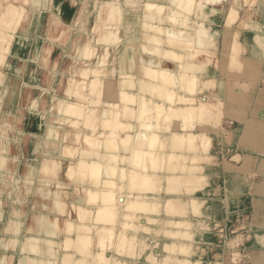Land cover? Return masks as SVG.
Segmentation results:
<instances>
[{"label": "bare ground", "instance_id": "bare-ground-1", "mask_svg": "<svg viewBox=\"0 0 264 264\" xmlns=\"http://www.w3.org/2000/svg\"><path fill=\"white\" fill-rule=\"evenodd\" d=\"M75 1L80 11L91 9L88 20L64 21L59 10L65 0H48L56 9L40 13L49 19L45 29L51 38L40 57L50 63L57 59L51 57L53 48L66 43L74 31L76 46L67 57L79 65L75 70L76 65L67 63L69 84L62 96H49L51 120L45 119L48 111L37 110L34 97L27 118L47 126L31 133L32 153L9 157L11 142L20 136L0 137V204L2 195L9 194L14 212L6 229L20 232L29 195L34 194L33 207L40 200L51 205L49 213L35 207L29 211L36 227H29L32 235L19 247L20 255L28 250V262L19 264H142V255L147 257L143 264H157L159 256L139 235L142 231L168 239L161 250L165 263L198 264L189 258L186 240L192 238V222L184 215L203 203L191 194L204 189L208 179L202 162L208 158L211 135L205 127L221 116L220 101L210 104L197 98L216 83L203 70V56L219 60L220 40L228 36L212 24L217 5L225 4L227 12L235 14L244 0ZM20 8L12 0H0V66L10 64L18 23L25 18ZM124 18L128 33L141 29L137 40H122ZM100 21H105L104 28ZM12 22L15 26L4 30ZM95 29L102 30V43L92 37ZM237 39L232 41V56L242 45ZM4 75L0 68V83ZM31 87L43 88L38 83ZM6 90L0 89V99ZM45 90L44 98L50 93ZM1 109L2 122L13 125L8 118L16 116V109ZM10 159L17 164L14 170ZM162 212L167 216L160 217ZM60 226L66 234L63 246L53 241ZM62 247L65 251L59 254Z\"/></svg>", "mask_w": 264, "mask_h": 264}, {"label": "crops", "instance_id": "crops-1", "mask_svg": "<svg viewBox=\"0 0 264 264\" xmlns=\"http://www.w3.org/2000/svg\"><path fill=\"white\" fill-rule=\"evenodd\" d=\"M78 4L76 1L65 0L64 5H61L59 10L64 21L73 24L78 19L82 21L88 19L83 13H80ZM67 10H70L71 14H66ZM258 19L259 23L246 21L248 27H245L238 35L242 44V52L239 59L233 64L230 63L228 56L233 51L235 36L229 43L227 38L230 31L219 29L228 34L226 38H221L218 48V52L220 49L219 60L226 70L224 71V80L220 81L218 78H213L218 79L216 80V84L220 87L218 99L220 97L224 107L221 110L219 126L216 127L209 123L205 127L206 129L209 128L207 130L211 135V145L206 159L208 161L202 162L204 173L208 176L206 185L204 189L195 190L191 194L203 199V203L198 209L190 208L188 211V219L194 227L191 230L193 238L186 241L198 243L197 252L199 256H192L193 261L214 264L216 262V257L212 253L214 249L218 252L219 263L225 262L221 261L223 260V253L219 251L220 248H223L221 246L222 238H225L229 229L234 228L236 230L240 226L236 213H240L243 209L249 211L248 228L250 232L247 234L253 236L250 243L254 242L256 245L250 248L253 257L251 264H264V13L261 20ZM123 21H125L122 29L124 41L129 42L132 37L137 40L141 34V29L133 30L132 35L131 32L126 31V18ZM252 24L255 28L251 26ZM92 26L93 23H90V27ZM244 37L249 41L245 40ZM224 41L227 45L222 44ZM252 44H257L256 50L258 51L256 53ZM223 45L224 50L222 49ZM60 46L56 44L55 48L60 49ZM203 58L206 63L217 61L216 59L208 61L205 56ZM57 60L56 66L59 70L62 61L60 62L59 57ZM126 65L127 62L124 61L123 66ZM167 65L174 66L172 63H167ZM66 66L67 62L65 67L63 66L64 70H66ZM208 74L210 75V72ZM210 76L212 77V75ZM217 85L214 87L219 89ZM209 89L206 88L204 92H208ZM26 144L33 149V145L29 141ZM16 146L19 147V145ZM31 153L32 151L28 150L27 154L21 155ZM32 196L34 197V194L29 195V204L26 209L24 208L25 214H22V219L25 221L22 220L21 222L20 232L11 233V237H17L18 248L19 243L20 247L24 244L25 236L30 237L32 235L29 227H36L34 217L29 213L33 209ZM40 202L37 207L38 210L49 213L50 202L46 200H40ZM45 203H47L46 208L42 205ZM10 212L11 217H14L13 207ZM163 216L167 215L162 212L160 217ZM59 217L62 220L63 216ZM203 225L207 227H202ZM156 226L162 228L161 224H156ZM211 228L216 229L217 232L211 231ZM65 235L64 228L60 226L53 241H57L63 246ZM139 235L146 238L149 243L157 245L153 247L155 249L159 247L160 250H162L164 242L168 240L161 233L150 234L142 231ZM64 251L65 248L62 247L59 254H63ZM139 260L146 262L147 257L142 255Z\"/></svg>", "mask_w": 264, "mask_h": 264}, {"label": "rangeland", "instance_id": "rangeland-1", "mask_svg": "<svg viewBox=\"0 0 264 264\" xmlns=\"http://www.w3.org/2000/svg\"><path fill=\"white\" fill-rule=\"evenodd\" d=\"M84 1L85 0H82L81 2H84ZM92 1H95V0H92ZM12 2L19 4L21 6L20 11H21V14L25 18H22L20 22L18 23L17 31L19 32H17L16 44L13 45L14 47L10 51V54L8 57V62L10 64L8 65L5 64L3 66H0V68L5 72V75H4L5 77L2 78L3 82L0 83V89L4 86L5 87L7 86V90L4 93L3 98L0 99L1 108L3 109V111H6L10 107H13L16 109V113H15L16 116H11V118H8V120L11 119L10 122H12L13 125H11V123L10 124L3 123L2 115H5V114L3 113L0 114L1 115L0 117V137H2L3 135H6L14 139L17 136V134L20 136L19 141L16 140V142H11V146H10L11 150L7 152L10 155V156L8 155L9 157H12L11 154L14 152L16 153L18 152L19 154H27L28 150H31V148L27 146L28 144H26V142L27 141L30 142L33 139L32 137L33 135L31 133H33L34 135L37 134V131H39L38 126L39 127L47 126L45 123H40V124L37 123L36 122L37 118L36 119H34V117H32L31 119L27 118L28 112L26 113L27 111L26 109L33 108L32 103H31L32 99L34 97H36L37 99V106H38L37 107L38 109L36 108L37 110H39L40 112L48 111L50 108L49 96L53 94L62 96L63 86L64 85L66 86L67 84H69L68 77H67L68 75H66V73L68 72L67 71L65 72L64 70L66 62L67 63L69 62L70 65H76L75 70L79 69L78 68L79 65L76 64L72 58L67 57V54L71 53L73 46H76V45H73V42H72V39L73 40L75 39L74 31H72L71 34L68 35L69 40L66 43H61V42L58 43L61 45L60 47H62V49L53 48V52L51 53V57L53 58L59 57L60 62L62 61V64L59 67L58 74L56 73L57 76L56 74L55 76L53 74L55 73L54 71L57 69V66H56L57 64L55 63H58V60L57 59L52 60L50 63V61L46 60V58L43 59L42 57H40L41 47L43 46V44L46 45L47 42L51 40V38L48 36V32L46 31L47 29L46 26L49 23V19L44 20L43 18L44 14L40 15V13L46 12L49 10L54 11V9H56L55 6L52 4L50 5L48 3V0H12ZM217 8L220 10L216 14V16L214 15L212 19L213 21L211 20L213 22L212 24L215 28L223 29V30L227 29L230 31V34L227 38V42L230 43L231 40L234 38V36L238 38V35L240 34V32L245 27H248L246 25V21L248 23H251L252 21L258 22V23L260 22L258 18H260L261 20L262 15L264 13V0H244L243 6L235 14L228 13L225 4L223 5L219 4L217 5ZM33 10H37L39 11V13H34ZM81 11L82 12L86 11V12H83V15H85L86 17L92 15V13L91 14L87 13V12H90L91 9L86 8ZM243 12L245 13L243 14ZM66 14H71L70 10H67ZM86 20L88 19H84L82 22ZM104 20L111 23L110 20H107V19H104ZM104 22L105 21H100L98 25H102V27L104 28ZM14 24H16V22L15 23L12 22L11 25L9 24L4 25V30L8 31L11 27L15 26ZM77 24H79V22ZM251 26L255 28L253 24ZM87 28H91V27L87 26ZM89 31L90 30H88V32ZM100 31L102 30L100 29ZM100 31H96V29H95V32H93V30L91 31L92 37H95L98 40V43H102L99 41V38L101 37ZM119 33L121 35L122 31H119ZM85 37L89 38V34ZM235 38L234 40L237 39ZM244 39L249 41L246 37H244ZM122 40L124 39L122 38ZM75 43L76 42H74V44ZM225 43H226L225 41L222 42V44H225ZM256 46L257 44L255 45L252 44V47L254 48L255 53L258 51L256 50L257 49ZM241 47L242 45L239 47V49L237 50L234 56H232L233 51L230 54V56H228V58H230L229 61L231 64L235 63L239 59L240 53L242 52ZM222 49L224 50V45ZM219 52H220V49H219ZM219 52L217 51V53ZM205 58H208V56H205ZM49 60H50V57H49ZM79 64H82V63H79ZM221 64L222 62H220V60L213 61V62L211 61L205 64L206 67H204L203 70H205V73L210 72V75H212V77L218 78L220 79V81H222L224 80V71L226 69L223 68ZM82 67L83 66H81L80 68ZM78 75L80 74H77V76ZM218 79H215V80H218ZM25 82L29 84L31 83V86L32 84L38 83L43 88L42 90L41 89L38 90L31 86H26L24 84ZM216 85L217 84L214 83V85L207 86L208 88H210L209 91L205 93L204 92L198 93L197 98L200 101H202L205 98L204 100L208 101V103L210 104H215V103L217 104L218 101L221 102V100H218V95L220 94V87L217 85V87H219V89H217L216 87H214ZM45 89H49L50 93H47V95L44 98L43 96L46 93ZM28 90H30L31 92L29 94H26L25 92ZM0 94H1V91H0ZM223 107H224V104L221 102L220 109L222 110ZM21 111L23 113V118H20V121H18L17 116L20 115ZM46 114L48 115L45 119L50 121L51 113L48 111ZM38 115L40 116V114ZM220 118L214 117V119H211L209 123L217 127L220 124V120H219ZM30 122L34 124L31 125ZM40 133L42 135H45L44 132H40ZM40 133L38 132V134ZM15 144L19 145V147L16 146ZM31 144L33 145V143ZM9 161H10L9 163L13 167V169L11 170H14L17 167V164L15 162L12 163V159H10ZM20 166L22 167L23 164L19 163V167ZM2 201H3V204L2 203L0 204V257H5V259L1 260L0 258V264H19L20 261L27 263L28 262V250H25V254L20 255L18 252L20 250L18 248V243H17L18 241L14 242L13 240H11V233H15V232L14 231L12 232L6 229V224L9 223L10 218H11L10 209L12 208V204H13L11 202L10 195L3 194ZM38 206L39 205H35L34 207L37 208ZM248 212L249 211L242 209L240 213H236L238 217L237 221L240 226L236 228V230L234 228L229 229L228 234L225 235V238L224 237L222 238L223 240H222L221 246L223 248H220L219 251L223 253V256H222L223 260H221V261H225L223 264H251V259L253 257H252V254L250 253V248L256 245L254 242H252V244L250 243L253 239L252 238L253 236H251L250 234H247L248 232H250L249 231L250 229L248 228V222L250 220V216ZM184 217L188 218V212L184 215ZM205 218H208V217L205 216ZM138 220H142V218ZM155 223L162 224V221H157ZM193 227L194 226L192 224L190 226L191 230L193 229ZM202 227H207V226L203 225ZM213 230L214 228H211V231ZM214 231L217 232L216 229ZM222 235H223V231H222ZM192 238H193V235H192ZM197 244L198 243H195V242H188V244L186 245L188 246L189 249H191V253L189 256L190 259L194 255L196 257L199 256V253L197 252L198 251ZM152 245L155 247L157 246V245L151 244V249H152ZM19 247H20V243H19ZM155 247H154V253L157 256H159V260H160L157 264H168L161 260L162 251L159 249V247H157V249H155ZM212 253L216 257L215 263L220 264L218 260L217 250L215 251L213 249ZM138 257L140 258V256ZM139 262L143 264L142 260L141 261L139 260ZM198 264H206V263H204L203 261H199Z\"/></svg>", "mask_w": 264, "mask_h": 264}]
</instances>
